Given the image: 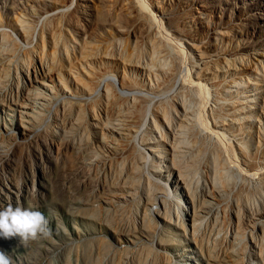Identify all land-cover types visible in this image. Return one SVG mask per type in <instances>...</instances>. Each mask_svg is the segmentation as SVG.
Returning <instances> with one entry per match:
<instances>
[{
  "label": "rangeland",
  "instance_id": "rangeland-1",
  "mask_svg": "<svg viewBox=\"0 0 264 264\" xmlns=\"http://www.w3.org/2000/svg\"><path fill=\"white\" fill-rule=\"evenodd\" d=\"M105 1L71 0L70 7L64 8L66 11L62 20L65 38L70 39L72 35L80 39L83 35H89L88 38L99 39L113 32V21L119 17V12L123 16L120 15L121 18L125 16L126 0ZM161 1V7L167 10L172 8L176 13L178 25L181 27L189 24L192 28L195 8L203 9L205 14L202 15V20L209 19L213 26L220 21L224 23L221 27H225L229 20H233L230 25L231 33L222 38L224 44H227V50L232 48L231 52L246 51L252 60H264L263 54H260L261 46L264 45V0ZM101 2H109L110 6L102 5ZM75 6L80 10H75ZM106 6L111 7L109 11L112 12L104 14L113 16L112 20L103 14L107 23L102 21L103 15L99 12L103 7L107 8ZM40 7L37 0H0V29H11L10 24L15 22V17L19 14H23L24 18H28L27 15L37 17ZM69 14H72L71 18ZM42 16L44 17L41 14L37 18L40 19L36 22L38 26ZM68 22L70 26L66 25ZM206 31V28H200L197 36L203 37ZM141 45L138 50L142 47L141 52L146 51L143 50L146 47ZM47 46L45 51L51 50ZM126 50L132 51L131 46H127ZM216 58L206 56L204 61L210 60V63H214ZM54 81L57 89H60L61 85L55 77ZM3 92L5 94L7 89ZM263 101L264 85L259 88L255 99L259 104ZM210 104L213 102H209ZM211 105L206 107L208 118ZM10 108L0 105V130L4 134L0 138V209L11 204L14 207L37 210L47 221L46 233L38 234L35 239L27 242L19 238H0V250L10 258L11 264H264V236L260 235L258 241H254L249 231L251 219L258 218L256 213L264 208L263 112L259 111L262 122L254 120L253 127L243 128L235 137L227 132L229 139L236 142L239 163L243 158L248 159V154L243 149L241 152L240 146L238 148L237 140L242 138L250 144V148L247 147L246 150H250V153L256 152L261 170L255 176H245L242 179L237 174L239 163L227 159L221 168L231 180L230 185L228 183L230 189L227 187L229 195L226 192L222 197L213 199L214 209H220L218 213L217 210L209 211L205 208L206 214L199 232L197 231L198 235L193 238L191 218L185 215L183 223H179L173 209L171 217H161V206L150 202L149 186L153 189L159 186H164L165 189L175 188V178L172 179V176H176V170H180L181 173L184 172V180L188 179L186 182H189V189L194 191L195 198H202L203 193L213 191L217 182L208 164L209 155L202 152H197L199 154L196 155V147L181 152L184 154H180L182 161L180 160L175 170L172 169L168 156L157 158V151L153 153L146 149L149 143L156 140L152 131L145 135L150 126L146 123L137 128L139 131L134 134L133 141L144 148L148 160L156 155L154 162L144 166L139 161L141 159L137 158V150L132 158L128 154V148L124 154L116 155L108 167L101 164L104 162L102 158H107L112 151L101 142V131L106 124L99 119L100 116L93 118V114H90L78 124L68 125L60 111L51 109L46 125H41L36 132H32L25 128L29 123H21V115H26L25 111L15 105ZM211 119L209 118L210 123ZM227 127L229 128L228 125L222 126ZM144 137L150 139L144 143ZM257 143H260V147ZM224 158L226 156L222 157ZM240 165L245 166L244 163ZM154 168L162 170L159 175H152L151 170ZM167 174H170L168 179ZM220 175L221 173L218 176ZM238 185L248 191L249 197L243 203L242 200L239 201L242 207L237 212L235 190L239 188ZM124 186H128L131 193L124 191ZM175 191L184 212H187L189 202L185 189L178 186ZM245 205L254 209H245ZM235 228L240 235L245 234L244 248L241 244L242 235L235 243L229 237L224 239V234L229 235Z\"/></svg>",
  "mask_w": 264,
  "mask_h": 264
},
{
  "label": "bare ground",
  "instance_id": "bare-ground-1",
  "mask_svg": "<svg viewBox=\"0 0 264 264\" xmlns=\"http://www.w3.org/2000/svg\"><path fill=\"white\" fill-rule=\"evenodd\" d=\"M37 1L41 4L39 15H44L38 22L39 26L36 24L40 20L37 19L39 15L34 19L30 15L24 18L23 14H19L10 24L11 29H0V105L9 109L15 105L24 110L26 115L20 114L21 123H29L25 128L32 132L46 125L51 109L60 111L68 125L78 124L90 114L93 118L100 116L99 119L106 124L101 131V142L112 151L107 158H102L104 162L101 164L108 167L116 155L124 154L128 148L132 158L137 150L136 156L144 166L154 162L156 155L148 160L144 148L133 141L134 134L139 131L137 128L146 123L150 126L145 135L152 131L156 138L146 149L153 153L157 151V158L168 156L172 169L175 170L182 161L180 154H184L181 152L196 147V155L199 154L197 152L209 155L208 164L217 182L213 191L203 193L202 198H195L194 191L189 189V182H186L188 179L184 180V172L180 170L172 176L175 188L159 186L153 189L149 186L150 202L161 206L159 215L171 217L173 209L179 223H183L187 215L192 220L191 234L195 238L206 214L205 208L218 213L220 209H214L213 199L222 197L226 192L229 195L228 183L230 185L231 180L225 176L223 165L227 159L236 160L237 164L240 160L236 142L229 139L227 132L235 137L243 128L253 127L254 120L261 121L259 111L264 114V101L260 104L255 102L259 88L264 85L263 58L254 61L246 51L227 50L222 38L231 33L233 20H229L225 27H221L224 23L220 21L213 26L209 19L202 20L203 9L195 8L192 28L186 23L185 27H181L172 8L167 10L160 6L161 0H123L126 13L121 18L118 10L120 15L113 21V32L99 39L88 38L89 35L80 39L71 35L70 39H66L62 20L71 0ZM106 4L109 5V2ZM109 6L103 7L105 10L100 7L102 10L99 12L110 14L112 10L109 11ZM75 10L80 9L75 6ZM72 14H69L70 18ZM104 15L102 21L105 20ZM110 16L112 19L113 16ZM200 28L207 30L201 38L198 37ZM141 44L147 52H141L142 47L138 50ZM129 45L132 51L126 50ZM45 46L51 50L45 51ZM198 46L203 49H198ZM260 50L264 56V45ZM206 56L217 58L210 63V60L204 61ZM54 77L61 85L60 89H57ZM211 101L209 118H212V123L206 114V107H210ZM223 125L229 128H222ZM3 136L0 130V138ZM147 139L150 138L144 137V143ZM237 144L241 152L243 149L248 154V159L243 158L240 162L245 166L237 165V174L242 179L255 176L261 170L256 152L246 150L250 148L248 140L238 138ZM257 144L260 147V143ZM224 156L226 158L222 159ZM160 171L154 168L151 173L159 175ZM178 186L185 189L189 202L187 212H184L175 191ZM124 187V191L131 193L128 186ZM243 189L239 187L235 190L237 212L242 207L239 201L243 203L249 197L248 191ZM135 193L138 191L135 190ZM245 209L252 210L254 207L245 205ZM256 215L258 218L253 217L249 225L250 237L254 241H258L260 235L264 236V208ZM241 235L244 248L246 238L245 234ZM241 235L235 228L229 235L224 234V239L229 237L235 243Z\"/></svg>",
  "mask_w": 264,
  "mask_h": 264
},
{
  "label": "clouds",
  "instance_id": "clouds-1",
  "mask_svg": "<svg viewBox=\"0 0 264 264\" xmlns=\"http://www.w3.org/2000/svg\"><path fill=\"white\" fill-rule=\"evenodd\" d=\"M46 231L47 221L40 211L14 207L11 204L0 209V238H19L27 242ZM0 264H11L10 258L3 250H0Z\"/></svg>",
  "mask_w": 264,
  "mask_h": 264
}]
</instances>
